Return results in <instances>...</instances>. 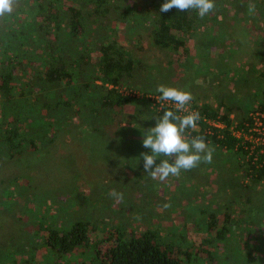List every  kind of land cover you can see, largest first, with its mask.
Segmentation results:
<instances>
[{
    "label": "trees",
    "instance_id": "16d2710c",
    "mask_svg": "<svg viewBox=\"0 0 264 264\" xmlns=\"http://www.w3.org/2000/svg\"><path fill=\"white\" fill-rule=\"evenodd\" d=\"M74 1L77 7L66 6L69 0H39L27 29L13 27L0 34V159L24 167L38 166V169L49 164L48 168L52 166L50 172L58 178L67 175L63 166L69 163L74 173L69 187L71 198L66 201L71 202L76 196L86 197L90 191L91 209H97L101 200L98 188L108 193L110 188L96 175L101 168L96 165L82 167L80 155L91 153L90 157H95L91 163L109 158L113 172L118 174L116 179H121L124 170H128L124 168L134 172L139 170L135 165L142 160L141 153L151 154L150 149L142 146V138L144 131L155 126L154 118L162 117L167 110L176 112L171 106L156 104L157 100L161 101L156 91L159 84L152 90L145 88L149 81L146 74L151 67L116 39L112 22L122 23L127 35L134 34V27L127 25L126 21L135 19L136 9L148 7L144 24L148 20L145 30L151 35V44L160 51L176 57L180 55L179 61L190 52L185 37L191 38L192 25L199 16L194 10L178 11L175 8L162 13L160 7L165 0ZM258 1L264 10V0ZM111 12L116 13L111 16ZM262 16L264 20V13ZM260 53L264 56V51ZM169 64L172 66L171 77L177 70L180 73L175 67L183 64L173 66L177 64L173 60ZM199 64L203 61L196 66ZM253 79L264 82V72H259ZM122 90L130 93L123 94ZM261 93L259 101L251 105L241 119H232L231 116L235 112L242 113L243 108L227 104L221 98H218L216 107L190 103V110L199 112L201 119L197 122V130L186 131L188 138L203 137L214 149V157H225V161L229 160L237 167L226 171L220 168L222 165L218 161L212 160L210 164L202 165L203 171L208 174V170L226 172L231 187L237 184L232 176L239 171L243 174L238 177L242 181L237 185L245 192L244 201L240 202L248 208L246 217L233 214V201L231 207L223 205V210L211 209L212 205L195 201L190 206L197 211H185L179 225L163 224L164 220L169 222L171 218L168 213H161L156 222L152 221V216L148 217V225L143 229L132 227L129 219L103 224L105 215L97 212L86 221L77 217L71 219L62 213L63 227H47L45 235L40 238L55 258V264H191L197 259L201 264H220L223 260L216 252L218 246H223L225 241L232 243L227 238L229 233L238 237L239 240H235L238 243L241 239L239 227L249 230L247 235H255L253 247L257 251L254 256L248 254L245 261L247 264H262L264 243H259L255 229H263L264 203L258 205L254 200L255 196L262 194L257 187L264 182V164L258 166L254 163L232 133L234 127L241 129L251 125V113L264 114V86ZM209 121H217L223 128L213 127ZM65 138L73 144L84 140L80 155L67 154L59 157V161H53L57 156L55 146L59 141L63 143ZM159 162L158 159L156 163ZM127 165L129 167H125ZM25 177L15 176L1 182L10 200L14 196L17 202L21 199L27 201V195L29 199L32 197L30 202H35L41 195V192L40 195L34 193L43 189L41 183L40 186H31L33 183ZM20 180L26 182L20 185ZM169 180L174 182L172 177ZM27 184L35 190L32 194L27 192ZM178 185L180 189L184 187L182 183ZM221 188L220 191L224 192L225 186ZM62 189L56 193L60 195ZM182 190L185 192L184 188ZM50 195L55 198L45 195L39 198L41 201L48 198L60 201L55 193ZM21 204L29 208L28 203ZM122 204L131 205L125 198ZM178 208L184 209L185 205ZM175 239L188 248L184 250L173 244Z\"/></svg>",
    "mask_w": 264,
    "mask_h": 264
},
{
    "label": "rangeland",
    "instance_id": "374dc122",
    "mask_svg": "<svg viewBox=\"0 0 264 264\" xmlns=\"http://www.w3.org/2000/svg\"><path fill=\"white\" fill-rule=\"evenodd\" d=\"M37 1L39 0H19L11 15L0 17V34L1 32L4 34L7 29L13 27L19 28V30L27 29L31 19H33L31 13L34 12L38 4ZM130 1L137 2L140 0ZM252 2L256 5L254 14H249L247 11L249 0H214V11L203 19H197L192 25L191 38L185 37L190 52L186 58L179 61L177 58H180V55L176 57L175 54L160 51L151 44V35L145 30V28L147 29L148 20L144 24V20L148 17V13H146L148 7L136 9L135 19L129 22L126 21L127 25L134 27L136 31L134 34L127 35L125 33L126 28L123 27L122 23L112 22V24L116 28V39L124 43L125 48L134 52L139 59L151 67L149 73L146 74L149 79L145 86L146 89L152 90L153 86L158 84L174 87L190 92L193 97L190 103L211 104L213 107L218 105L217 100L221 98L227 104L243 108L242 113L244 115L241 112H235L231 116L232 119L234 117L241 119L245 117L249 107L259 101L264 86L263 81H254L253 79L259 72H264V56L260 53V51H264V20L262 16L264 10L258 0H252ZM65 5L77 7L74 0H69ZM112 13L115 14L116 12H111V16H113ZM200 54L201 57L198 56ZM172 60L173 63H177L173 66L183 64V66L175 67V69H180L182 74L176 69L177 73H173L174 75L171 77L172 66L169 62ZM201 61H203V64L196 66ZM157 65L159 66L157 67L158 72L156 70ZM239 70L241 73L236 74L235 72ZM121 92L123 94L130 93L123 90ZM137 94L141 96V93ZM157 102L159 101H156V104ZM234 123H237V121ZM123 125L127 124L124 123ZM194 130H197V128ZM78 141L74 144L69 142L67 138L62 141L63 143H59V141L58 145L55 146L54 153L56 152L57 156L53 161H59V157L63 158L67 154L78 153L80 155L85 142L84 140ZM90 154L87 152L80 155L79 159L82 167L96 165V168H101L100 172L97 170L98 173L96 174L101 178H96L101 183L107 184L110 188L109 193L111 190L122 193V199L125 198L131 205H123L122 199H116L99 188L97 194L99 193L101 200L100 205L96 207L97 209H91L93 205L90 191L86 197L76 196L71 202L66 201L71 198L69 197V187L74 173L69 163L63 166L67 175H60L58 178L50 172L52 166L48 168L49 164L44 169H38V166L24 167L22 164L17 165L11 162L8 164L5 162V158L0 159V264H21L24 262H28V264H55V258L47 251L40 238L45 235L47 227H63L62 224L65 222L62 213L69 215L68 217L71 219L77 217L79 220L85 221L86 218H93L96 212L102 213V215H105L103 224H113L120 220L126 221L129 219L132 227H140V229L146 228L148 217L151 218L152 216V221L156 222L161 213H168L171 218L169 222L164 220L163 224L167 226L179 225L180 220L188 211H197L196 208H192V205L190 206V203L192 204L195 201L197 203L203 201L206 205H212L211 209L217 210H223V205L231 207V201H233L236 204L234 203L231 208H235V210H232L235 216L242 218L246 217L248 213L245 212L248 209L247 206L242 203L245 192L237 185L242 181L238 179L239 176L243 175L240 171L232 176L233 181L235 179L234 182L237 184L231 187L228 185L229 176L226 172L208 170V174L203 171L202 165L204 163H201L198 166L199 169L182 171L178 178L170 176L174 179V184L169 178L160 182L148 177L143 169V160H141L140 163L135 165L136 169L139 168L138 171L134 172L129 168H124L128 170H124L125 172L120 176L121 179L117 180L115 176H118V174L115 175L113 172L112 161L109 158H103L100 160L101 162L96 159L95 163H91L95 157H90ZM50 158L53 159L54 157ZM212 160L218 161L222 165L220 168L226 171L237 168L231 165L229 160L225 161V157L213 156ZM125 167H129V165ZM20 175H25V178L31 180L33 183L31 186H34V184L40 186V183L42 185L43 189L35 191L27 184L30 188L27 189L29 194L35 191L34 193L39 192L38 195L41 192L39 197L43 198V195H45L55 198L50 195L55 193L60 201L54 202L50 198L41 201L42 198L38 197L35 202L34 200L30 202L32 197L29 199L30 196L27 195H25L27 201L21 199L17 202L18 200H14L13 195H11L13 197L10 200L8 198L9 194L3 189L5 185L3 186L1 182ZM136 175L141 177L137 178ZM75 176H77V173ZM96 178L95 180H97ZM25 182L26 180H20V185ZM43 183H45V186ZM47 183L50 186L46 187ZM180 183L184 186L181 189L178 185ZM222 186H225L224 192L220 191ZM182 188L185 189V192ZM257 188L262 191V194L255 196L254 200L259 205L261 202L264 203V182L260 183ZM48 189H51V191ZM60 189L62 191L59 195L56 192ZM183 194L186 195L183 196ZM21 202L28 203L29 208L27 209ZM16 203L19 205H16ZM29 203L31 204L29 205ZM163 205H168V207ZM182 205H185L184 209L178 208ZM115 209L118 211L115 212ZM134 213L137 215L135 216ZM262 227L263 229H260V231L255 229L259 243H264V226ZM239 229L241 239L238 243L235 242L238 237L231 235L233 233H229L230 236L228 235L227 238L232 240V243L225 241L222 242L223 246H218L216 252H219L223 260L220 264H247L245 260L248 254L255 255L257 251L253 247L255 235H247L249 230L240 227ZM173 244L181 246L184 250L188 248L181 244L179 239H175ZM262 254V264H264V250ZM201 263L199 259L191 262V264Z\"/></svg>",
    "mask_w": 264,
    "mask_h": 264
},
{
    "label": "clouds",
    "instance_id": "9594fccd",
    "mask_svg": "<svg viewBox=\"0 0 264 264\" xmlns=\"http://www.w3.org/2000/svg\"><path fill=\"white\" fill-rule=\"evenodd\" d=\"M18 2L19 0H0V17L11 15ZM173 8L178 11L194 10L203 19L214 11L215 3L214 0H165L160 12H168ZM247 11L249 14L256 11L252 0H249ZM156 91L160 94L159 100L171 102L176 112L187 113L177 115L176 112L167 110L162 117L154 118V127L143 132L142 146L151 150L150 155L141 153L144 172L151 179L163 182L170 176L178 178L182 171H190L201 163L210 164L214 149L201 136H186V131L196 129L197 122L201 119L199 112L189 111L193 99L191 93L165 85H158ZM158 159L160 162L157 164ZM109 195L116 199L123 198L122 193L115 190H111Z\"/></svg>",
    "mask_w": 264,
    "mask_h": 264
},
{
    "label": "built area",
    "instance_id": "2783aa9c",
    "mask_svg": "<svg viewBox=\"0 0 264 264\" xmlns=\"http://www.w3.org/2000/svg\"><path fill=\"white\" fill-rule=\"evenodd\" d=\"M164 104L174 108V105L171 102H157V105L160 107ZM189 111L192 110L189 108ZM183 113L184 115L187 114L185 112H179V114ZM249 116L251 117V125L241 129L234 127L232 133L243 150L248 152V156L252 157V161L258 166H261L264 164V114L251 113ZM209 124L213 127L223 128V126L217 121H209Z\"/></svg>",
    "mask_w": 264,
    "mask_h": 264
}]
</instances>
